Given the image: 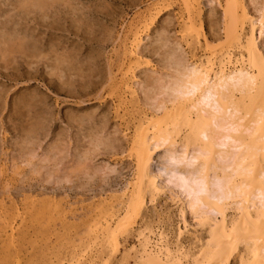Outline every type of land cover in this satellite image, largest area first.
<instances>
[{
    "label": "rangeland",
    "instance_id": "obj_1",
    "mask_svg": "<svg viewBox=\"0 0 264 264\" xmlns=\"http://www.w3.org/2000/svg\"><path fill=\"white\" fill-rule=\"evenodd\" d=\"M33 1L0 0V29L5 30L6 23L35 32V38L46 48L40 61L34 57L32 62L28 57L27 63L21 58L8 63L3 57L4 47H0V264H141L138 236L142 230L163 234L171 250L186 255L184 261L193 264L203 249L198 235L206 240L208 228L200 226L190 210L183 213L176 198V179H170L164 168L165 146L154 152L151 162L152 173L163 190L154 197L147 196L141 216L132 220L136 225L130 224L120 235L117 250L111 242L96 238V224L101 218L110 216L111 210H125L124 194L137 173L130 149L137 121L168 98L157 84L175 75L172 63L180 54L187 60L204 55V44L196 43V33L189 34L183 26L187 16L184 1L52 0V4L50 0L52 6L46 9L33 7L29 3ZM157 1L164 4L152 22L148 11ZM219 1L201 0L202 21L203 32L212 45L222 46L228 43L224 42L225 2ZM244 1L254 16L264 8V0ZM146 25L149 34L144 35L141 45L143 59L156 65L158 72L142 64L136 71L140 82L135 83L138 89L135 87L137 92L133 93L130 67L137 62L130 48L137 29ZM185 32L189 35L184 39ZM259 42L263 51L264 34ZM58 56L59 60L66 59L62 71L55 66ZM38 68L40 76L29 80V73ZM51 70L56 74L52 76ZM6 73L14 75L15 80L7 78ZM16 78L20 84H16ZM31 94L39 103H33V108L19 107L18 101ZM182 133L178 144L167 146L170 151L178 149L187 129ZM232 210L229 220L237 214ZM13 225L14 237H10ZM231 255L224 263L239 264L240 255Z\"/></svg>",
    "mask_w": 264,
    "mask_h": 264
},
{
    "label": "bare ground",
    "instance_id": "obj_2",
    "mask_svg": "<svg viewBox=\"0 0 264 264\" xmlns=\"http://www.w3.org/2000/svg\"><path fill=\"white\" fill-rule=\"evenodd\" d=\"M51 1L34 0L29 3H32L33 7L41 9L45 7L46 9ZM183 1L187 16L184 21L182 20L184 23L182 25L185 26L186 32L189 34L196 33L194 40L196 43L204 44V47L202 46L205 51L204 55L202 54L198 58L192 56L190 60H187L188 58L183 57L186 56L185 54L183 56L180 54L181 57L172 63L175 65V75L172 73L174 76L168 80L164 78L167 80L165 81L161 74L163 80L161 79V82L154 81L155 83L159 82L158 90L161 88L162 91H166L164 93H167L168 98L165 97L167 99L162 100L161 103L157 101L159 105L155 103L156 108L153 107L156 101L153 99L152 107L155 110L149 115L143 112L145 116L138 119V127L134 131L132 148H130L134 154L137 173L133 182L129 183V191L127 190L124 194L127 197L125 210L124 212L120 210L121 213H113L111 210L112 214L106 210L107 214L111 215L101 218L96 224V238L109 241L116 250L118 249L122 237L120 235L128 230L130 224L136 225L132 220L142 212L143 206L147 203V196L154 197L161 190L158 177L156 178L152 173L151 162L154 152L165 146L167 160L164 168L170 179H176L174 187L179 189L176 198L182 204L183 213L185 210H190L195 214L197 218L195 220L199 221L200 226L208 228L206 240L198 235L199 240L203 242V249L198 254L199 256L195 257L193 264H225L228 256L235 253L240 255L239 264H264V50L262 51L259 42V38L264 34V8L258 10L259 14L254 16L247 9L244 0H224L223 9L226 22L224 42L228 45L220 46L212 45L203 32L201 0ZM218 2L220 1L218 0ZM161 3L159 1L151 3L148 19L152 22L156 14L159 16L158 13L162 10H159V7H162L164 1L162 5ZM29 6L31 9V5ZM26 10L28 11V9ZM46 15L44 14V18H47ZM142 17L144 18V16ZM182 21L180 20V22ZM148 25L145 28L137 29L131 43L130 51L137 62L130 67L133 69H130L132 70L131 88L133 93L137 92L135 89L137 86L134 87L137 85L135 83L140 82H137V69L142 67V64H146L156 70V65H152L151 61H144L141 50L144 35L149 34L147 27L150 25ZM3 27L6 29H0V47H4L3 57L7 58L5 59L8 63L10 61L18 62L19 58L25 62L28 57L32 62L34 57L36 60L39 58L37 61L41 60L40 55L46 48L39 39L35 38L37 36L35 32L30 31V33L23 28L20 30L17 25L8 27L6 23L3 24ZM186 32L183 36L184 39L189 35H186ZM182 34L184 33L182 32ZM194 50L198 51L196 48ZM52 51L57 53L58 50L53 48ZM58 57L55 60L57 61V63L55 62L57 70L66 63L64 62L66 59L59 60L60 56ZM52 72L53 76L57 71ZM153 72L155 73V71ZM61 73L60 75H62ZM6 74L11 81L15 80L14 75ZM39 76L40 69L38 68L36 72L29 73V80ZM16 79L17 82H15L18 84L20 81L18 78ZM50 80L51 83H55L53 78ZM148 91L150 92V90ZM153 94L155 93L153 92ZM37 99L36 95L32 94L30 97L23 96L18 101V105L19 107L33 108V103H39ZM141 111L139 110V113ZM185 128L187 133L181 138V145L175 146L178 148L177 150L170 151L167 146H174ZM123 200L125 201L124 198ZM113 203L115 204V202ZM102 204L104 203L102 202ZM104 207L106 208V206ZM230 209L237 213L236 217L231 220H229ZM106 211L104 212L106 213ZM15 227H12L10 237H14ZM156 232L142 230L139 236L137 235L140 246L138 260L141 264H190L184 261L186 255L174 253L169 243L164 240L163 234ZM139 246L137 247L139 248ZM81 256L83 258L84 254Z\"/></svg>",
    "mask_w": 264,
    "mask_h": 264
}]
</instances>
